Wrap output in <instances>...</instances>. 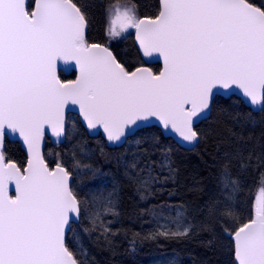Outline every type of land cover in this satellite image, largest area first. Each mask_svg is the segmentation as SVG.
Returning <instances> with one entry per match:
<instances>
[{"label": "snow or ice", "instance_id": "6c2138e0", "mask_svg": "<svg viewBox=\"0 0 264 264\" xmlns=\"http://www.w3.org/2000/svg\"><path fill=\"white\" fill-rule=\"evenodd\" d=\"M87 24L76 0H0V264H87L84 248L74 253L66 243L71 224L85 213L83 231L111 243L107 216L116 214L115 191L91 203L81 199L70 184L73 173L59 160L50 167L40 151L47 130L58 138L65 133L71 106H78L87 128H102L112 143L152 118L184 142H196V124L207 119L221 89L238 88L264 111V2L159 0L154 16H142L135 4L109 0L108 35L134 30L142 55L162 59L159 71L126 66L106 45L89 43ZM61 61L74 62L75 79H61ZM9 135L27 146L23 167L3 151ZM150 151L141 146L124 162L126 178L143 195L175 176L167 150L159 170L141 167ZM240 187L238 176H226L229 198ZM153 216L157 227L149 238L179 240L193 231L181 211ZM232 234L238 264H264V187L251 217Z\"/></svg>", "mask_w": 264, "mask_h": 264}, {"label": "trees", "instance_id": "16d2710c", "mask_svg": "<svg viewBox=\"0 0 264 264\" xmlns=\"http://www.w3.org/2000/svg\"><path fill=\"white\" fill-rule=\"evenodd\" d=\"M76 2L88 18L89 43L108 45L129 67L131 58L141 57L134 37L110 41L106 31L109 0ZM115 2L137 5L142 16H154L159 7V0ZM262 2L256 0L257 4ZM32 3L30 0L29 5ZM150 66L155 71L161 69L160 64ZM75 75L61 72L63 80L74 79ZM197 130L201 139L192 149L166 137L158 126L140 129L123 145L110 147L102 135L90 136L80 119L77 137L68 125L64 143L56 145L48 138L45 148L48 164L54 167L59 160L73 173V188L81 199L91 203V197L77 186L78 169L83 166L97 172L92 175L100 187H108L107 193L115 191L116 214L107 216L114 233L111 243L83 231L88 227L85 213L71 225L67 236L70 250L78 253L82 246L86 255L81 258L87 264H236L232 233L251 217L255 197L264 187V111H254L239 96L218 95L210 117L201 121ZM137 141L142 145L134 148L132 143ZM141 146L151 149L149 155L140 158L141 167L149 163L159 168L161 150H167L175 168L174 179L157 184L152 195H143L124 174V162L130 161ZM5 154L22 167L27 163L20 141L7 140ZM82 156L86 161L80 164L78 159ZM228 175L238 176L241 184L230 198L225 189ZM104 181H110L109 185ZM160 206L182 210L186 222L193 225L192 233L179 240L149 238L157 227L153 212ZM210 206L215 207V214L209 211Z\"/></svg>", "mask_w": 264, "mask_h": 264}, {"label": "water", "instance_id": "95a60500", "mask_svg": "<svg viewBox=\"0 0 264 264\" xmlns=\"http://www.w3.org/2000/svg\"><path fill=\"white\" fill-rule=\"evenodd\" d=\"M27 3L29 4L30 3V0H27ZM88 36V24H87V27H86V38ZM134 41H135V44H136V47L140 53V56L141 58L143 59L144 63L147 64L145 66L147 67H150L149 65L150 64H160L161 65V68L163 66V62H162V59H153L151 57H144L139 49V46H138V43L136 41V37H135V31H134ZM106 45V44H104ZM107 46V45H106ZM109 47V46H107ZM110 50L114 53V55H116V53L114 52V50L109 47ZM117 56V55H116ZM118 58V57H117ZM119 59V58H118ZM57 71H58V75L61 77V72L65 73L66 75H70L72 73H76V69H75V65H74V62H68V64H65V62H59L58 64V68H57ZM62 79V78H61ZM218 95H221V96H224V97H230L231 95H236V96H239L244 102L245 104H247L248 106H250L254 111H260L259 108H260V105H252L249 100L243 95V93L238 89V88H235L233 87L232 89H229V90H223L221 89L216 97ZM213 107V106H212ZM212 112V110H211ZM211 112L209 114H207V118L210 117L211 115ZM71 113H74L76 115L79 116L80 118V121L81 123L83 124V126L88 130V133L90 136H93V137H96V136H99V135H102L106 142H107V145L110 146V147H114V146H121L123 145L126 140L128 139V137L130 136H133L138 130L140 129H143V128H146V127H149V126H158L162 133L166 136V137H172L180 146L184 147V148H188V149H192L194 147H196L198 145V143L200 142V139L196 142H193L191 144L189 143H186L184 142L182 139H180L175 133L173 132H170V131H167V130H164L162 128V125L160 124V122L156 119V118H152L150 121L148 122H144V123H141L139 124L138 126H134V127H131L127 134H126V137L125 138H122L121 141H118V142H115V143H112V142H109L106 138V135L105 133L103 132V129L98 127L97 129H89L87 128L86 124L82 121V118L80 116V113H79V108L78 106H71L68 110H66V113H65V119H66V129H65V133L61 136V137H56L54 136L50 129L46 131V134H45V137L44 139L41 141V145H40V151H41V154L44 156L45 158V148H46V145H47V139L50 138L51 139V142L53 144H62L66 141L67 139V129H68V117ZM205 119H201L197 122L196 124V127L197 125L203 121ZM7 140H17V141H20L21 144H22V147L23 149L25 150L26 152V155H27V159H28V150H27V146L26 144L22 141L21 138H19L18 136H13V135H9V136H6L5 137V140H4V144H3V151L5 153V148H6V142ZM46 160V158H45ZM47 161V160H46ZM17 163V162H16ZM18 164V163H17ZM19 165V164H18ZM50 166V165H49ZM51 167V166H50ZM73 182H74V176L72 175V178L70 180V184L71 186L73 187ZM10 195H15V190H14V186H10V192H9ZM81 219V217H80ZM72 225V224H71ZM70 231V230H69ZM69 231H67L66 233V243H67V236H68V233ZM234 237V236H233ZM235 262L236 264H238V261H237V258L235 256Z\"/></svg>", "mask_w": 264, "mask_h": 264}, {"label": "rangeland", "instance_id": "374dc122", "mask_svg": "<svg viewBox=\"0 0 264 264\" xmlns=\"http://www.w3.org/2000/svg\"><path fill=\"white\" fill-rule=\"evenodd\" d=\"M121 5H131L129 3H120ZM134 37V31L133 30H128L127 32L123 33L120 37H117V38H111L110 37V41L112 40H117L119 42L123 41L126 37ZM130 62V65L131 66H135V65H140L143 63V59L141 57H135V58H131L129 60ZM78 116L75 115V114H72L70 115L69 119H68V125H71V129H72V132H73V135L75 137H77L78 135ZM132 145L134 146V148L138 147L139 145L137 143H132ZM79 163L82 164L86 161V157L85 156H82L80 159H78ZM141 163V162H140ZM82 169H78V178H77V186L79 187V189L81 191H83L85 193L86 196H89V197H93V196H96L98 198H104V197H107L110 193H107V189L108 187L106 188V186H99L97 184V179L94 178V176L92 175V173L95 175L97 174L96 171L92 170L91 168L89 167H86V166H83L81 167ZM154 170H159V168H154ZM164 173L167 174V171L164 170L162 172V175H165ZM103 183H106L109 185L110 181H104ZM158 211H163L164 215L165 216H175L176 212L177 211H181L184 215V212L180 209H177L175 207H169V206H160L158 209H157V212ZM162 223L164 221H161Z\"/></svg>", "mask_w": 264, "mask_h": 264}, {"label": "flooded vegetation", "instance_id": "af4514ba", "mask_svg": "<svg viewBox=\"0 0 264 264\" xmlns=\"http://www.w3.org/2000/svg\"><path fill=\"white\" fill-rule=\"evenodd\" d=\"M134 31V30H133ZM142 64H144V61H143V63ZM141 65V64H140ZM140 65H135V66H130V67H137V66H140ZM144 65H147V64H144ZM150 66V65H149ZM151 67V66H150ZM152 68V67H151ZM154 70V69H153ZM155 71V70H154ZM75 79V78H74ZM72 80V79H71Z\"/></svg>", "mask_w": 264, "mask_h": 264}]
</instances>
